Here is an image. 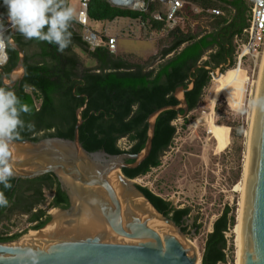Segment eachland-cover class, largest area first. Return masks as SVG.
<instances>
[{
	"label": "trees",
	"instance_id": "trees-1",
	"mask_svg": "<svg viewBox=\"0 0 264 264\" xmlns=\"http://www.w3.org/2000/svg\"><path fill=\"white\" fill-rule=\"evenodd\" d=\"M159 7L160 4L153 2L146 12H140L115 7L109 0L88 2L91 22L106 23L117 18L138 20L144 23L142 33L146 36L143 38L160 36L158 41L163 48L157 64H154L157 55L142 63L111 53L105 45L92 49L75 20L69 28L72 42L63 53L54 44L26 40L17 32L14 39L25 50L26 58L22 84L15 93L31 109V114L22 115V119L35 125L32 131H22L18 140L73 139L76 111L87 104L81 113L83 123L79 127L82 146L89 152L105 150L109 154H135L145 146L148 116L161 107L179 104L174 96L178 87L186 89L189 112L196 109L214 70L223 65V74L226 68L235 65L236 37H241L248 26L250 3L248 0H186L171 29L165 28V21L153 18ZM212 9L222 12L214 15ZM194 22L197 23L193 26ZM7 52V64L16 66L18 52L10 47ZM243 60L249 59L244 57ZM90 61L94 65H89ZM180 113L184 111L180 110ZM178 118L175 110H166L158 116L150 155L139 167L124 168L126 177L136 179L160 166L161 157L175 137L177 128L173 122ZM123 138L131 143L128 150L121 149L118 144ZM10 183V189L0 184V191L9 202L7 206H0V242L23 235V232L12 233V226L4 224L13 216H27L31 229L37 230L50 220L47 208L69 207L68 196L53 174L31 180L12 178ZM138 188L157 210L177 225L190 215V208L174 207L147 187L138 185ZM47 194L51 195L50 199ZM229 213L230 209L226 208L207 234L202 264L227 263L226 233L235 225V216L229 217ZM229 249L234 250L233 243Z\"/></svg>",
	"mask_w": 264,
	"mask_h": 264
},
{
	"label": "water",
	"instance_id": "water-1",
	"mask_svg": "<svg viewBox=\"0 0 264 264\" xmlns=\"http://www.w3.org/2000/svg\"><path fill=\"white\" fill-rule=\"evenodd\" d=\"M0 16L9 23L1 10ZM16 33L11 27L6 38L19 54L10 79L0 66L6 86L21 81L25 72L26 52L15 41ZM222 67L214 74L220 76ZM185 91L184 87L175 90L178 105L161 107L148 116L145 146L135 154L89 152L82 146L79 127L87 104L76 111L73 139L14 141L13 178L31 180L53 174L69 199L68 208L54 210L68 219L65 231L45 230L50 214L48 223L36 232L0 242V264H198L197 251L188 240L197 228L190 234L184 232L182 226L156 209L135 179L122 171L139 167L150 155L156 120L162 112L175 110L178 117L187 116ZM113 174L119 180L118 188L112 183ZM194 221L187 220L185 225ZM240 240L241 264H264V55L252 117Z\"/></svg>",
	"mask_w": 264,
	"mask_h": 264
},
{
	"label": "rangeland",
	"instance_id": "rangeland-1",
	"mask_svg": "<svg viewBox=\"0 0 264 264\" xmlns=\"http://www.w3.org/2000/svg\"><path fill=\"white\" fill-rule=\"evenodd\" d=\"M67 5L77 12L78 3L68 1ZM104 26L108 35L119 36L116 55L122 54L130 61L142 63L157 55L154 64L160 61L159 52L163 48L158 41L160 36L143 38L146 33H142L139 24L126 18H117L104 23ZM261 64V58L256 67L250 59L240 64L236 59L235 65L226 68L223 74L218 76L215 73L197 108L173 122L177 131L171 147L161 157L160 166L135 179L137 185L147 187L155 195L171 201L175 207L191 209L190 219H197L199 228L188 240L197 251L198 264H202L206 236L226 208L230 209L229 217L235 216V225L226 233L228 261L225 264L240 262L236 227L243 214V176L249 157ZM89 65L94 63L90 61ZM36 104L38 106L39 102ZM118 144L123 150L131 147L125 138ZM47 198L50 199L51 195L47 194ZM47 213L52 218L45 230H66L64 225L68 218L54 208H47ZM4 224L12 226V233L23 232L22 236L36 232L24 215L13 216ZM232 243L234 250L229 249Z\"/></svg>",
	"mask_w": 264,
	"mask_h": 264
},
{
	"label": "clouds",
	"instance_id": "clouds-1",
	"mask_svg": "<svg viewBox=\"0 0 264 264\" xmlns=\"http://www.w3.org/2000/svg\"><path fill=\"white\" fill-rule=\"evenodd\" d=\"M12 28L26 40L36 39L57 46L61 53L71 44V22L78 19L76 9L66 0H3ZM46 29V30H45ZM5 27L0 23V65L7 63V48L15 45L4 38ZM31 114L30 107L23 103L14 90L0 87V184L5 189L12 187L15 176L11 163V145L20 139L24 130L32 131L35 125L26 123L22 115ZM8 199L0 191V206H7Z\"/></svg>",
	"mask_w": 264,
	"mask_h": 264
},
{
	"label": "built area",
	"instance_id": "built-area-1",
	"mask_svg": "<svg viewBox=\"0 0 264 264\" xmlns=\"http://www.w3.org/2000/svg\"><path fill=\"white\" fill-rule=\"evenodd\" d=\"M73 1L79 4L77 10L78 19L76 23L82 28L84 38L92 49L106 46L111 53H116L118 49V35L111 36L106 32L104 23L91 22L88 15V2L89 0H66ZM110 4L122 8L130 9L140 12H146L151 3L157 2L160 7L153 14V18L158 21H165L166 29H171L176 22V17L179 11L184 7L186 0H109ZM250 3L248 26L243 30L241 37H236L237 43V61L238 64L242 63L244 57H248L253 63V66L258 65L259 59L264 54V0H248ZM197 11V9H195ZM211 13L214 15L220 14V10L212 9ZM135 21L144 28V23ZM0 23L5 27L4 38L11 29L10 23H5L0 16ZM7 43V41H6ZM7 50V49H6ZM8 62V61H7ZM7 63L0 65L4 66Z\"/></svg>",
	"mask_w": 264,
	"mask_h": 264
},
{
	"label": "flooded vegetation",
	"instance_id": "flooded-vegetation-1",
	"mask_svg": "<svg viewBox=\"0 0 264 264\" xmlns=\"http://www.w3.org/2000/svg\"><path fill=\"white\" fill-rule=\"evenodd\" d=\"M0 10L3 11L7 15V7L4 5L3 0H0ZM7 35H8V33H7ZM14 67L15 66H13L12 63H8V64L3 66V70L6 74V76L8 77V79H10ZM21 84H22V82L19 81V82H16L15 84H13L12 86H6L4 84V81H3L1 74H0V87H5L6 89H11V90H14L16 92V90L21 86ZM187 220H190V215L186 216V219L180 222V226H182V229H184L186 233L191 231V229H193V228H197V226H198L196 219L192 225L191 224L185 225V222ZM0 226H1V224H0Z\"/></svg>",
	"mask_w": 264,
	"mask_h": 264
},
{
	"label": "bare ground",
	"instance_id": "bare-ground-1",
	"mask_svg": "<svg viewBox=\"0 0 264 264\" xmlns=\"http://www.w3.org/2000/svg\"><path fill=\"white\" fill-rule=\"evenodd\" d=\"M264 55V54H263ZM262 61H263V57H262ZM261 66H262V64H261ZM260 66V67H261ZM261 72V71H260ZM249 141V140H248ZM248 146V145H247ZM249 153V152H248ZM249 156V155H248ZM247 158H249V157H247ZM247 169H248V161H247V163H246V165H245V168H244V176H243V181L245 182L244 184H245V187H246V178H247ZM111 180H112V183H113V185L116 187V188H118L119 187V180H118V178H117V176L116 175H112L111 176ZM244 186V185H243ZM245 187H242V188H244V190H245ZM243 201V200H242ZM242 203V202H241ZM84 220H86L87 221V219H84ZM241 223H242V214L240 215V218H239V222H238V225H237V227H236V230H237V233H238V243H239V249H240V262H239V264H241V240H240V232H241Z\"/></svg>",
	"mask_w": 264,
	"mask_h": 264
},
{
	"label": "crops",
	"instance_id": "crops-1",
	"mask_svg": "<svg viewBox=\"0 0 264 264\" xmlns=\"http://www.w3.org/2000/svg\"><path fill=\"white\" fill-rule=\"evenodd\" d=\"M79 5V4H78ZM79 8V7H78ZM78 10V9H77Z\"/></svg>",
	"mask_w": 264,
	"mask_h": 264
}]
</instances>
